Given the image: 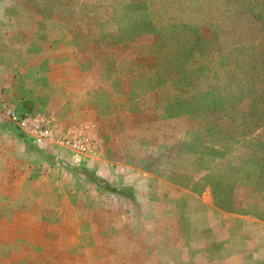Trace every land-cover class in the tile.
Returning a JSON list of instances; mask_svg holds the SVG:
<instances>
[{
	"label": "rangeland",
	"instance_id": "obj_1",
	"mask_svg": "<svg viewBox=\"0 0 264 264\" xmlns=\"http://www.w3.org/2000/svg\"><path fill=\"white\" fill-rule=\"evenodd\" d=\"M77 45L90 60L93 111L66 120L61 99L30 94L47 79L30 65ZM0 54L14 67L0 94V264H85L129 239H107L119 226L109 220L117 182L83 172L95 161L115 168L107 152L135 168L123 166L136 185H178L174 197L184 187L183 215L169 203L196 230L212 214L205 196L216 215L264 200V0H0ZM25 116L41 118L46 138L20 126ZM77 220L82 239L71 234Z\"/></svg>",
	"mask_w": 264,
	"mask_h": 264
},
{
	"label": "crops",
	"instance_id": "obj_2",
	"mask_svg": "<svg viewBox=\"0 0 264 264\" xmlns=\"http://www.w3.org/2000/svg\"><path fill=\"white\" fill-rule=\"evenodd\" d=\"M10 23L8 19L5 22L6 25ZM39 27L43 28L44 24H39ZM20 28L33 32L34 26L28 19H25ZM41 31L42 29H39L38 38L41 36ZM32 35L35 37V32ZM55 40L63 43L71 41V38L55 37ZM5 45L7 47V43ZM33 47L29 48V53ZM32 53L40 54L36 50ZM23 58H26V55ZM10 60L6 55L0 54V67H2L1 62L7 64L5 70H0V94L8 93V87L14 82V67L8 65ZM38 63V67L30 65L31 71L32 69L33 71L44 70L47 79L37 83L31 90V95L44 97L51 101L56 98L61 99L62 104L67 108L63 115L66 120L76 115L87 114L88 116L93 111L86 97L87 88H85L84 79V74L91 68L90 60L83 48L77 45L51 49L41 54ZM41 63H43L42 69ZM2 87H5V93L1 92ZM107 157L109 160L112 157L115 168L102 165V163L100 165L99 161H95V165L88 163L86 170L106 179L107 182L114 179L117 182H114V186L118 187V184H121L129 190V195L111 193L112 196H116L113 210L117 213L111 215L109 220L116 221L119 226L118 229L107 234V239L111 237H128L129 239L120 240L119 245L112 244V247L107 243L109 253L105 259L96 256L85 264H264V200L253 198L247 202L244 209L234 204L228 211L221 209L216 215L215 205L205 196L200 199V203L205 206V211L206 209L212 210V214H208L205 224L196 230L189 223H185L182 218L178 217L179 220L174 218L173 206L169 203L173 201L172 196L177 201L180 215H183L182 207L186 200H180V197L184 187H181L178 191L179 195L174 197L171 192L176 191L178 185H155L152 182L150 185L149 183L136 185L135 180L132 179L133 175L127 171V168H135L121 163L124 159L122 154L111 156L107 152ZM16 177L22 178V182L19 183L26 184L25 177L21 175H16ZM157 195L166 196V201H161ZM134 205L142 206L144 213L131 212L129 207ZM123 221L133 222V230H121L120 228L124 227L121 225ZM77 223V229L71 234H74L77 239H82L87 236V233L80 229L78 220ZM143 238H148V240L142 242ZM72 242L71 246H74V240ZM75 246L79 253H83L88 248L79 247V242ZM60 250L63 251L66 248L60 247L58 252H54V257L59 254ZM56 260L55 264H67L60 256Z\"/></svg>",
	"mask_w": 264,
	"mask_h": 264
},
{
	"label": "built area",
	"instance_id": "obj_3",
	"mask_svg": "<svg viewBox=\"0 0 264 264\" xmlns=\"http://www.w3.org/2000/svg\"><path fill=\"white\" fill-rule=\"evenodd\" d=\"M14 117V114L12 115ZM41 118L40 117H30L25 116L20 120V126L26 131L30 132V134L38 139H44L47 136V131L42 129L41 126Z\"/></svg>",
	"mask_w": 264,
	"mask_h": 264
},
{
	"label": "trees",
	"instance_id": "obj_4",
	"mask_svg": "<svg viewBox=\"0 0 264 264\" xmlns=\"http://www.w3.org/2000/svg\"><path fill=\"white\" fill-rule=\"evenodd\" d=\"M83 172L87 173L88 171L85 169V170H83ZM96 180H98V178H96ZM110 190L123 194V192L120 189L116 188V187H110Z\"/></svg>",
	"mask_w": 264,
	"mask_h": 264
}]
</instances>
